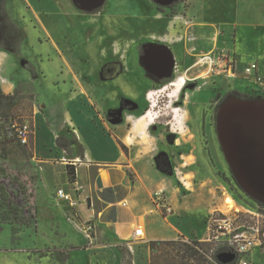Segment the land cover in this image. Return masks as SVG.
Instances as JSON below:
<instances>
[{
  "label": "rangeland",
  "instance_id": "rangeland-1",
  "mask_svg": "<svg viewBox=\"0 0 264 264\" xmlns=\"http://www.w3.org/2000/svg\"><path fill=\"white\" fill-rule=\"evenodd\" d=\"M151 1L124 0L121 9L116 5L113 8L122 13H113L112 7L105 5L102 11L104 3L93 9L75 6L73 0H53L47 2L50 8L46 10L47 14L39 15V19L34 16V19L32 16L29 18L35 27L33 30L28 21L21 18L23 0H10L13 15L10 19L16 25L25 27L30 36L22 49L20 60L19 56L14 57L16 67L9 71V77L14 81L32 77L21 68V58L36 62L37 52L35 54L33 48L38 47V41L33 33L38 34L44 46L52 41L62 45L66 42L75 44L81 55H92L91 61L95 65L98 62H110L109 65L116 71L121 70V61L117 63L118 56L112 55L111 45L119 42L123 46L131 40L146 42L150 41L147 37L151 35H168L160 45L173 53L179 68L177 77L183 76V72L194 62V55L208 53L214 48L235 55L239 70L236 78L198 79L194 87L188 88L186 85L184 89L180 87L179 91L169 87L163 91L175 82V74L171 70L164 77L171 82L164 86L158 83L150 91L152 100L149 105L155 109L154 117H158L157 121L163 129L160 132L162 137L157 141L150 140L144 150L149 152L155 168L162 176L191 194L190 203L201 204L189 214L184 227L192 239L210 244L208 255L211 264H218L215 256L219 255L230 259V264H239V260L248 264H264V243L239 258L235 253L238 244L264 233V200L246 193L239 185V179L225 158L217 136L219 109L224 101L234 98L231 89L241 92L254 90L253 93L259 95L256 101L262 100L259 97L264 95L260 86L254 83V76H245L243 73L245 64L256 63L261 72L259 76L264 77V0ZM96 9H100L101 14ZM141 9L149 13L148 18L141 19L139 25L136 13ZM155 12H162L164 18L154 21ZM174 15H184L192 23L191 27L187 29L182 21H178L167 31L170 17ZM215 31L222 32L224 37L218 38L214 47L211 39ZM23 41L10 29H0L1 49L9 51L7 48H16V55H19ZM87 47L89 51L83 50ZM136 47L133 46L127 53L128 60L137 58ZM196 74L197 69H193L185 76L192 78ZM205 82L208 85L203 87ZM37 84L35 90L31 84L20 85L15 90L14 102L5 110V117L0 118V142L14 147L21 145L13 135L12 124L28 122L32 126L36 103L34 94L45 96L49 91L44 84L41 87ZM197 86H202L201 91H197ZM220 99L223 101L219 103ZM38 100L44 103L43 98ZM123 102H110L107 120L112 122L118 117V110L124 109L121 108ZM150 106L145 109L150 110ZM39 136L49 139L42 129ZM56 144L59 149L65 147L70 157H77L81 152L69 131H64ZM31 150L29 142L27 151L23 153L31 154ZM6 153L5 149L0 148V157ZM52 162L45 165L47 173L40 180H37L35 173L28 174L21 181L0 170V264H12L13 259L19 264H103L101 253L92 254L94 251L90 249L95 245V230L90 231L88 228L93 223L84 221L80 216L76 191H68L74 206L67 203L63 207L64 203H55V192L62 187L64 180L60 182L59 174L63 168L58 167L55 160ZM63 162L69 168H75L69 165L71 160ZM67 179L69 189H73L71 177L67 176ZM49 188L53 192H47ZM227 199L230 203H227ZM205 206L210 212L204 217ZM62 207L69 213L63 215ZM15 212L18 213L16 218ZM162 256L163 249H159V264L163 263Z\"/></svg>",
  "mask_w": 264,
  "mask_h": 264
},
{
  "label": "crops",
  "instance_id": "crops-1",
  "mask_svg": "<svg viewBox=\"0 0 264 264\" xmlns=\"http://www.w3.org/2000/svg\"><path fill=\"white\" fill-rule=\"evenodd\" d=\"M50 1L53 0H23L21 18L27 20L34 30L29 18L34 16L39 19V15L47 14L46 10L50 9L47 2ZM73 1L93 9L104 3L102 11L105 6H109L113 13H122L118 9L124 5L122 0ZM115 5L117 11L113 10ZM5 7L11 18L10 0H6ZM148 13L141 9L136 17L141 20ZM19 27L25 35L20 45L21 53L16 55L0 48V92L13 95L20 85L25 84H31L35 90L37 83L40 87L44 84L49 91L45 96L34 94L36 103L31 156L25 155L21 146L14 147L1 141L0 148L7 153L0 157V170L21 181L30 173H35L37 180H40L47 173L45 165L55 160V164L63 168L59 173L60 182L64 180L62 187L67 190L66 193L69 190L76 191L75 196L79 202L77 209L81 218L86 222L91 221L95 227V245L90 249L94 251L92 254L101 253L103 264H129V261H133V264H150L149 242L196 240L190 237L184 222L201 204L190 203L191 194L185 193L172 180L162 176L155 168L149 152L144 150L150 140L157 141L162 137L160 132L163 128L157 121L158 117L150 124L144 125L139 121L147 113L155 116V109L149 105L151 98L148 99L146 94L157 86L158 79L166 77L167 63L151 60L146 66L139 58L132 57L121 61V70L116 71L104 61L95 65L91 61L92 55H81L75 44L66 42L62 45L52 41L44 46L38 34L33 33L38 41V47L33 48L35 54L37 52L36 62L21 58V68L32 77L14 81L10 79L9 71L16 67L14 57L19 56L20 60L22 49L30 36L25 27ZM83 50L89 51L88 47ZM123 50L125 45L121 52ZM127 53H130V49ZM26 65L33 69V74ZM157 71L162 76L155 79L153 74ZM257 73L259 75L261 72L258 70ZM169 85L163 91H167ZM37 98H43L44 103L37 101ZM120 100L126 102L129 108L118 110V117L113 119L116 122L107 120L110 102ZM147 106L151 109L146 110ZM41 129L48 134L49 139L39 136ZM64 131L71 132L77 142L81 150L77 157H70L65 147H57V139ZM67 159L75 161V168H71L75 171L70 183L73 189H69L67 165L63 162ZM159 190L165 192V204L170 213L156 204L153 194ZM47 192L53 191L49 188ZM55 203H64L63 207L67 204L57 198ZM63 207V215L68 214L69 211ZM204 209L205 217L210 210L207 206ZM139 228L143 235L134 238V232ZM127 245H131L133 255L128 252ZM12 264L19 263L13 259Z\"/></svg>",
  "mask_w": 264,
  "mask_h": 264
},
{
  "label": "water",
  "instance_id": "water-1",
  "mask_svg": "<svg viewBox=\"0 0 264 264\" xmlns=\"http://www.w3.org/2000/svg\"><path fill=\"white\" fill-rule=\"evenodd\" d=\"M165 50L167 60L164 62L171 71L172 55L169 49ZM217 136L239 185L246 193L264 200V100L234 97L224 101L217 118ZM217 258L222 263L231 261L226 256Z\"/></svg>",
  "mask_w": 264,
  "mask_h": 264
},
{
  "label": "built area",
  "instance_id": "built-area-1",
  "mask_svg": "<svg viewBox=\"0 0 264 264\" xmlns=\"http://www.w3.org/2000/svg\"><path fill=\"white\" fill-rule=\"evenodd\" d=\"M178 21H182L183 25L188 29L191 27L192 23L186 18L183 17L182 15H174L170 17V22L168 24V28H173ZM224 34L219 31H215L212 40V44L215 47L216 42L218 38L223 37ZM150 39H153L151 37ZM165 41V40H163ZM127 49V45H125V50ZM195 60L192 63V65L187 68L183 76L180 78L177 77L178 73V66H174V74H175V79L178 78V80L183 81V85L185 83V75L188 73V71L197 69L198 74L193 76L192 78H189L188 81H193L197 79H202L206 78L209 76L213 77H223V78H236L237 74L239 73L238 70V65H237V60L233 54H229L228 52H223L220 50H215V48L208 53H203V54H197L194 55ZM258 67L256 63H251L250 65H247L243 73L245 76H254V83L258 84L260 86V90L264 92V77H261L258 75ZM184 78V79H183ZM147 98L150 99L152 97V92H148L146 94ZM12 130H13V135L15 139L24 146H27L29 142L31 141L32 134H33V129L32 126L28 122H23V123H13L12 124ZM71 166H75V161H72L69 163ZM75 172V171H74ZM156 204L160 206L166 213H170L169 207L165 204V196L164 192L162 190H159L155 192L154 194ZM56 198L59 199L60 201L67 202L69 205L74 206L75 203L72 202L71 196L69 193H66L63 189H58L56 191ZM90 231L95 230V227L92 225L88 228ZM142 234V229L139 228L135 230L133 237L138 238L141 237ZM264 243V233L257 235V237L251 239V240H245L244 242L238 244V247L235 249V252L238 254V258L240 255H244L248 251H250L254 247H260ZM127 250L130 254H132V247L131 245H127ZM239 264H248L246 261L239 260ZM129 264H133V261H129Z\"/></svg>",
  "mask_w": 264,
  "mask_h": 264
},
{
  "label": "trees",
  "instance_id": "trees-1",
  "mask_svg": "<svg viewBox=\"0 0 264 264\" xmlns=\"http://www.w3.org/2000/svg\"><path fill=\"white\" fill-rule=\"evenodd\" d=\"M6 0H0V29H10L12 32L19 35L20 40H24V32L10 19L6 11ZM173 6V5H172ZM9 51L17 54L18 50L9 49ZM32 74L33 69L26 65L25 66ZM170 79H164L160 82V85L164 86L167 83H170ZM254 92V90H253ZM234 97L240 100H255L259 95L255 93L248 94L246 92H234L232 94ZM264 100V95L260 96ZM15 100V95H4L0 92V118L5 117V110L9 109L11 104ZM223 101V100H222ZM221 101V102H222ZM32 139V138H31ZM31 142V141H30ZM23 148V151H27V146L20 145ZM28 156H31L29 153ZM67 175L73 179L74 170L66 167ZM2 189V188H1ZM4 191V190H1ZM67 192L66 189H64ZM4 197L7 199V196L4 194ZM15 218L18 217V213L15 212ZM210 244L208 242H200L198 240L193 241H184L182 239L178 240H165V241H152L149 242L148 247L150 250V264H159L157 261L158 250L163 249V260L161 264H211L210 258L208 255ZM207 248V249H204ZM236 253V252H235ZM238 256V254L236 253ZM218 257V256H217ZM215 256V261L218 264H230L222 263Z\"/></svg>",
  "mask_w": 264,
  "mask_h": 264
},
{
  "label": "flooded vegetation",
  "instance_id": "flooded-vegetation-1",
  "mask_svg": "<svg viewBox=\"0 0 264 264\" xmlns=\"http://www.w3.org/2000/svg\"><path fill=\"white\" fill-rule=\"evenodd\" d=\"M123 1V4H124V0H122ZM151 1V0H150ZM74 2V1H73ZM152 2V1H151ZM75 4V6H79V7H81V8H89V7H87L86 5H82V4H80V3H78L77 1L74 3ZM97 11L96 12H100V9H96ZM155 11H156V9H155ZM182 16H184V15H182ZM146 18H148V16L146 17ZM164 18V14L162 13V12H158V13H156L155 15H153V20L154 21H158V20H162ZM149 20V19H148ZM137 21H138V24H139V22L141 23V21H140V19L139 18H137ZM148 22V21H147ZM139 25H141V24H139ZM141 27V26H140ZM138 28H139V26H138ZM138 30V29H137ZM166 30L168 31L169 30V28H168V26L166 27ZM168 35H164L163 37H158V36H156V35H151V36H148L147 38H148V40H150V41H146V42H142V41H139V40H131L130 42H128L127 44H125V45H127V49L126 50H123L122 52H121V50H120V48L122 49V45L119 43V42H117V43H113L112 45H111V47H112V49H111V52H112V55L113 56H118V58H116L118 61H117V63L118 62H120V61H126V59H127V54H125V52L127 51V50H129V49H132V47L133 46H137L136 47V51H137V58H139L140 59V61H141V63L142 64H144V65H146V66H148L149 64H150V61L152 60L151 58L152 57H154L153 58V60L154 59H156L158 62L160 61V60H163V61H166L167 60V57H166V55H167V52H166V50H165V48H163V46H161L160 45V43H163L164 41L162 40V39H164V38H166ZM151 37H153L154 38V40L153 39H150ZM124 46V45H123ZM115 47H117V48H115ZM170 51V50H169ZM121 52V53H120ZM172 53V52H171ZM120 59V60H119ZM172 59H173V73H174V66L175 65H177V62H176V60L173 58V53H172ZM110 62H106L105 64H109ZM178 66V65H177ZM178 72H179V68H178ZM170 73V70H168L167 71V75ZM184 73V72H183ZM153 76L155 77V79H157L158 77L160 78L161 76H162V73L161 72H159V71H157V72H155L154 74H153ZM176 77V76H175ZM213 76H209V77H206V78H202V79H208V78H212ZM164 79H166V78H160V79H158L157 80V84L159 83L160 84V82L161 81H163ZM188 79L189 78H186V76H185V83H184V85L181 87L182 89H184V87L187 85L188 86V88H190V87H194V86H196V84H197V80H193V81H188ZM175 80V79H174ZM173 83V82H172ZM204 86L203 87H206L207 85H208V82H205L204 84H203ZM196 88V87H195ZM181 89V90H182ZM201 89H202V86H197V91L199 92V91H201ZM231 89V88H230ZM180 90V91H181ZM234 92H241V91H239V90H237V89H235V88H233V89H231V94H233ZM249 92H251V91H246V93H248V94H251V93H253V90H252V92L251 93H249ZM222 100L220 99V101H219V103L221 102ZM184 103V102H183ZM121 108H124V110L125 109H127V108H129V105L126 103V102H123L122 104H121Z\"/></svg>",
  "mask_w": 264,
  "mask_h": 264
},
{
  "label": "bare ground",
  "instance_id": "bare-ground-1",
  "mask_svg": "<svg viewBox=\"0 0 264 264\" xmlns=\"http://www.w3.org/2000/svg\"><path fill=\"white\" fill-rule=\"evenodd\" d=\"M180 78V77H178ZM178 78L175 79V82H173L172 84H170L169 86L170 87H174V88H177L176 91H178L180 89V87L183 86V81L182 80H178ZM184 79V78H183ZM185 81V79H184ZM151 100H152V97H151ZM259 101V100H258ZM156 117H150L149 114L148 115H144L143 117H141V119L139 120L140 122H143L144 125L145 124H150L153 122V119H155ZM227 203H230V200L227 199Z\"/></svg>",
  "mask_w": 264,
  "mask_h": 264
}]
</instances>
